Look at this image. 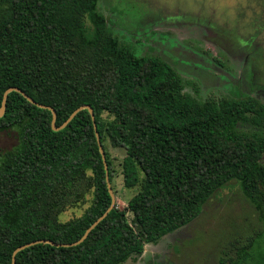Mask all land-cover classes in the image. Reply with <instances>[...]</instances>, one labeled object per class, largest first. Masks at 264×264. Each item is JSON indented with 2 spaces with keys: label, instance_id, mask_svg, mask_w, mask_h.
I'll return each instance as SVG.
<instances>
[{
  "label": "trees",
  "instance_id": "1",
  "mask_svg": "<svg viewBox=\"0 0 264 264\" xmlns=\"http://www.w3.org/2000/svg\"><path fill=\"white\" fill-rule=\"evenodd\" d=\"M98 3L0 0V107L16 87L56 111L55 127L82 105L96 123L95 130L82 109L54 130L51 110L8 92L0 130H15L18 144L0 156V264H12L13 251L34 240L76 241L110 206L107 144L123 150V184L137 188L126 206L115 203L79 244L37 243L19 250L14 264H123L196 218L230 181L264 220V103L185 92L181 75L153 49L137 53L113 37ZM256 21L264 22L262 13L253 19L261 33ZM89 194L81 215L59 219ZM260 233L228 263L264 264L253 252Z\"/></svg>",
  "mask_w": 264,
  "mask_h": 264
},
{
  "label": "rangeland",
  "instance_id": "2",
  "mask_svg": "<svg viewBox=\"0 0 264 264\" xmlns=\"http://www.w3.org/2000/svg\"><path fill=\"white\" fill-rule=\"evenodd\" d=\"M98 10L120 44L137 53L153 49L171 64L181 75L185 92L198 99L252 96L264 103V29L257 32L253 24L256 15L264 17V0H99ZM256 22L259 28L264 26ZM86 25L91 27L87 19ZM17 144L15 130H0V156ZM107 150L115 203L124 208L137 188L123 184V150L108 144ZM90 198L89 194L86 203L67 209L59 219L81 215ZM255 231L261 232L253 247L260 260L264 220L238 184L230 181L205 202L196 218L157 242L146 243L140 254L123 264H220L224 256L228 263Z\"/></svg>",
  "mask_w": 264,
  "mask_h": 264
},
{
  "label": "water",
  "instance_id": "3",
  "mask_svg": "<svg viewBox=\"0 0 264 264\" xmlns=\"http://www.w3.org/2000/svg\"><path fill=\"white\" fill-rule=\"evenodd\" d=\"M12 90H15V91L20 92L21 94H23L33 104H36L37 106H39L41 108H46V109L51 110V112H52V127H53L54 130H57V129L62 128L63 126H65L67 124V122H69L75 116V114L78 111L82 110V109H87L88 110V112H89V114H90V116L92 118V122H93L94 129L96 130V123H95L94 112H93V108L90 105H82V106H79L78 108H76L70 114L69 118L61 126L55 127L56 111L51 106L37 103L30 96H28L27 94H25L23 91H21L20 89H18L16 87H9V88H7L5 90L4 95H3L2 105L0 107V117L3 115V113L5 111V100H6L7 94H8L9 91H12ZM96 137H97V142H98V145H99V150H100L101 156L103 158L104 167H105L106 172H107V164H106V161H105V154H104L103 147H102V145L100 143V139H99V136H98L97 131H96ZM106 182H107L108 191H109L110 196H111V204H110V206L99 217H97L90 224V226L85 230V232L83 233V235L79 239H77L76 241L70 242V243H54V242L49 241V240L38 239V240L31 241L29 243L20 245L12 253V264L15 263V255H16V253L19 250L24 249L26 247H29L31 245L37 244V243L48 242V243H51V244L56 245V246H65V247H67V246L77 245L80 242H82L87 237L89 231H91V229L94 228L107 215V213L115 206V196H114V193H113V190H112L111 183L109 181V176L108 175H106Z\"/></svg>",
  "mask_w": 264,
  "mask_h": 264
}]
</instances>
